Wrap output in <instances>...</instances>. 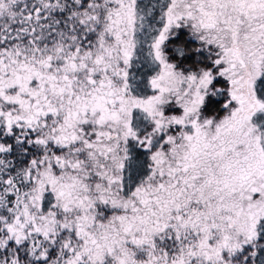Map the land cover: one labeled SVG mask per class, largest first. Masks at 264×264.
I'll return each mask as SVG.
<instances>
[{"label": "snow or ice", "instance_id": "snow-or-ice-1", "mask_svg": "<svg viewBox=\"0 0 264 264\" xmlns=\"http://www.w3.org/2000/svg\"><path fill=\"white\" fill-rule=\"evenodd\" d=\"M0 264H264V0H0Z\"/></svg>", "mask_w": 264, "mask_h": 264}]
</instances>
